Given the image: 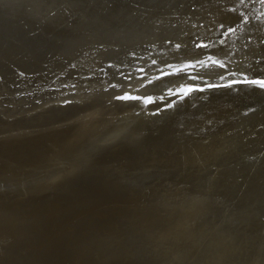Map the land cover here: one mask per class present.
Segmentation results:
<instances>
[{
  "label": "bare ground",
  "instance_id": "6f19581e",
  "mask_svg": "<svg viewBox=\"0 0 264 264\" xmlns=\"http://www.w3.org/2000/svg\"><path fill=\"white\" fill-rule=\"evenodd\" d=\"M45 3L20 24L29 43L42 33L49 68L0 78V264H264V212L252 210L264 204V90L181 100L183 74L168 75L191 63L227 83L217 61L264 77V2ZM244 5L255 15L240 25ZM170 90L179 102L153 115ZM125 93L163 102L114 98ZM126 127L142 132L130 150L99 144Z\"/></svg>",
  "mask_w": 264,
  "mask_h": 264
},
{
  "label": "water",
  "instance_id": "95a60500",
  "mask_svg": "<svg viewBox=\"0 0 264 264\" xmlns=\"http://www.w3.org/2000/svg\"><path fill=\"white\" fill-rule=\"evenodd\" d=\"M48 3L54 2L55 0H45ZM44 0H0V78L3 82L7 77V73L13 72L16 69H20L18 66L29 65L35 67L32 72L34 75L43 74L46 68H49V62L45 65L46 58L51 56V48H48L45 54V46L41 45L42 33L39 32L36 37L29 38L31 43L28 42V38L24 37L23 26L20 24L21 20L27 22H38L39 15L36 14H47L49 8L45 6ZM110 1V2H108ZM106 3L103 8L109 9L112 4L113 8L116 9L120 2H125L137 5V0L131 2L130 0H104ZM129 4V5H130ZM30 6H37L38 13H34ZM73 7V6H70ZM30 11V12H29ZM49 20H53L50 18ZM47 21V20H46ZM57 23V20L54 21ZM53 27V26H50ZM29 36V35H28ZM204 42V41H200ZM199 42V43H200ZM50 47V46H49ZM25 51V52H24ZM28 51L34 52L36 56L28 54ZM24 53L26 62L22 63L21 54ZM43 61V62H42ZM40 62V63H39ZM33 65V66H32ZM14 67V68H13ZM31 70L30 68L25 71ZM20 71V70H19ZM22 73V72H21ZM11 78V77H8ZM7 78V79H8ZM6 79V80H7ZM16 90V89H14ZM263 209V210H262ZM261 210V211H260ZM257 211L264 212V207L257 209Z\"/></svg>",
  "mask_w": 264,
  "mask_h": 264
},
{
  "label": "snow or ice",
  "instance_id": "6c2138e0",
  "mask_svg": "<svg viewBox=\"0 0 264 264\" xmlns=\"http://www.w3.org/2000/svg\"><path fill=\"white\" fill-rule=\"evenodd\" d=\"M193 44L195 47H198V48L206 47L204 45L195 44V42H193ZM180 47H181V45H179V44L176 45L177 49H179ZM198 62L202 63V61H198ZM153 63H155V61H153ZM213 64L216 65L220 69L227 70L229 75H231L234 78L231 79L230 81H228L227 83H223V84H221L219 82H215V83L209 82L208 80L204 79L202 72H196V71L188 72L187 71L188 68H192L194 70L196 68L195 64L189 63V64L184 65L183 68H177L174 73L168 74V75H181V74H183V76L185 78L184 84L177 85L179 90L175 92V95L182 100V99L188 98L194 92H205L208 90L219 89V88L232 89L238 85L254 86V87H258L261 90H264V77L256 78L254 76H250L247 74L238 73V72L233 71L231 69H227L225 64L218 63L217 61H213ZM188 79L196 81L197 83L187 84L186 81ZM219 79L220 80L225 79L223 72L219 73ZM200 83H203L205 86L200 87L199 86ZM171 95H172V92L170 90L168 96H166L164 98L165 100L168 101L165 104V107L164 108H157L156 111L152 112L153 115H158L161 111H166L167 109L174 108L176 106V104L179 101L178 100H172L170 98ZM114 98L116 100L125 101V102H127V101H139L141 103V106L145 107V108L147 106H149L150 104L163 102L161 100H154L151 95H131L129 93L117 95ZM65 103L69 104V103H72V101H66Z\"/></svg>",
  "mask_w": 264,
  "mask_h": 264
},
{
  "label": "rangeland",
  "instance_id": "374dc122",
  "mask_svg": "<svg viewBox=\"0 0 264 264\" xmlns=\"http://www.w3.org/2000/svg\"><path fill=\"white\" fill-rule=\"evenodd\" d=\"M259 3L261 1V3L264 2V0H258ZM250 8L245 6L244 5V8H243V12H241L240 14H246L247 15H242L241 16V20H240V25H243L244 23H248V22H251L252 21V18L255 14L252 15V11L249 10ZM249 10V11H248ZM247 19V20H246ZM213 23H215L213 20H209ZM242 21V22H241ZM262 21V19L260 20ZM261 23V22H260ZM263 23V22H262ZM255 24H257V22H255ZM233 31H236V28H229V29H226L223 33H222V37L218 40V42H221V40L223 38H226V36H228L229 34H231ZM200 45H208L207 42H200L199 43ZM216 43L214 44V39L211 40L210 42V45L209 46H215ZM212 96H215V95H212ZM210 96H208L209 98ZM142 132H139V133H135V132H132V133H129L128 130H127V127L124 129H118L117 131L113 132L112 134H110L109 136L106 137V139L102 142H100L99 144H111V151L113 152H117L119 150L123 151L124 149H129L130 150V147H132L134 145L133 141L135 138L139 137L140 134ZM127 169H131V168H127ZM176 181H178V179H176ZM181 185V184H179ZM213 188V184H210V185H203L200 187V190H206V189H211ZM258 203V204H257ZM252 208V210H257V209H260L262 207H264V204L260 203V202H257ZM264 235V232L262 233Z\"/></svg>",
  "mask_w": 264,
  "mask_h": 264
}]
</instances>
